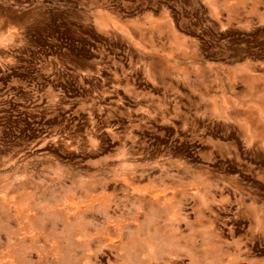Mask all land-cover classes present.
<instances>
[{
	"label": "rangeland",
	"instance_id": "374dc122",
	"mask_svg": "<svg viewBox=\"0 0 264 264\" xmlns=\"http://www.w3.org/2000/svg\"><path fill=\"white\" fill-rule=\"evenodd\" d=\"M178 239L264 264V0H0V264Z\"/></svg>",
	"mask_w": 264,
	"mask_h": 264
},
{
	"label": "crops",
	"instance_id": "0c3cea01",
	"mask_svg": "<svg viewBox=\"0 0 264 264\" xmlns=\"http://www.w3.org/2000/svg\"><path fill=\"white\" fill-rule=\"evenodd\" d=\"M217 246L221 252L207 259L208 264H232V254H230V241L216 239ZM210 248H203L198 241L194 243H184L178 239L173 244H165L160 255L154 258L148 264H197L199 253L205 254Z\"/></svg>",
	"mask_w": 264,
	"mask_h": 264
},
{
	"label": "trees",
	"instance_id": "16d2710c",
	"mask_svg": "<svg viewBox=\"0 0 264 264\" xmlns=\"http://www.w3.org/2000/svg\"><path fill=\"white\" fill-rule=\"evenodd\" d=\"M54 31H57V30H54ZM42 34H44V35L35 34L36 39H38V38H43V39H45L47 36H51V35H52L51 32H48V33H42ZM38 35H39V36H38Z\"/></svg>",
	"mask_w": 264,
	"mask_h": 264
}]
</instances>
